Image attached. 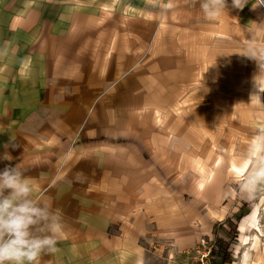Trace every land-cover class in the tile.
Segmentation results:
<instances>
[{
  "label": "crops",
  "instance_id": "obj_1",
  "mask_svg": "<svg viewBox=\"0 0 264 264\" xmlns=\"http://www.w3.org/2000/svg\"><path fill=\"white\" fill-rule=\"evenodd\" d=\"M257 3L261 4L253 7ZM260 9L264 14L262 0H247L242 8L226 0L225 13L209 21L199 0H93L82 9L55 12L52 20L33 12L32 19L17 22L18 31L32 37V47L38 48L34 52L39 67L49 71L47 79H36L47 85L46 96L30 112L32 123L18 126L16 138L1 151L0 171L19 166L30 178L33 198L60 217L57 251L43 252L38 264H174L168 260L166 244L189 249L229 217L225 198L233 189L226 182L244 164L234 162L228 142L206 147L223 150V162L216 163L214 151L203 158L196 133L203 119L215 129L230 113L214 108L212 102L209 109L171 111L175 93L169 94L166 87L161 96L168 110L161 115L164 121L159 119L162 111H154L153 101L144 94L152 98V80H165L160 83L165 86L171 80H221L223 86L216 90L228 106L233 94L227 86L233 84L227 80L248 79L237 77L230 65L216 68L217 54L229 56L232 51L220 42L234 36L233 25L241 31L251 17L264 20ZM97 21L111 23L96 28ZM154 37L161 38L159 44H150ZM146 46H152V53L156 47L159 56L140 68L136 58L122 62L123 49L137 56ZM81 53L92 60L83 68H100V79L66 80L63 71L57 72L81 66ZM201 63L210 68L202 78ZM126 66L134 71L106 96L112 98L111 108L99 104L95 125L78 138L74 125L88 114L91 102L104 95L107 82L114 81L103 79L104 70H110V76ZM45 100L50 107L40 108ZM262 103L257 104L256 116L264 121ZM54 117H61L60 122ZM186 127L192 131L185 132ZM238 149L237 155L244 146ZM5 153L12 159H3ZM208 158L213 160L210 169L221 165L214 173L208 171V163L202 164Z\"/></svg>",
  "mask_w": 264,
  "mask_h": 264
},
{
  "label": "rangeland",
  "instance_id": "obj_2",
  "mask_svg": "<svg viewBox=\"0 0 264 264\" xmlns=\"http://www.w3.org/2000/svg\"><path fill=\"white\" fill-rule=\"evenodd\" d=\"M92 2L93 0H0V49H3L5 43L8 42V54L0 56V153L13 140L12 137L16 138V132L21 125L32 123V109L39 107V99L46 96L44 89L47 88V85L44 83L43 85L39 84L41 80L36 79L42 77L47 79L49 70L39 67V56L34 52L36 49L32 47L33 38H26L22 31H18L16 27L17 22L29 17L33 12L40 14L42 20H52L55 19V12L61 10L70 11L73 8L82 9ZM262 2L264 3V0ZM261 14H263L262 10ZM250 19H248V24L242 23L241 31L233 25L234 36L223 38L225 41L220 42L229 45L232 51L229 56V52L227 56L224 53H218L215 61L216 68L224 64L230 65L234 71L238 72L236 74L237 77L248 79L227 80V82L233 84L232 86H227L228 92L233 94V101L228 106L219 98L220 94L216 90V87L221 88L220 86H223L220 84L221 80H196L194 83L192 80H171L172 82L168 86L160 84L164 83L165 80H152L154 84L152 98L149 97V94L148 96L144 94L145 97L149 98L150 102L153 101L151 105H153L154 111H162L159 113V119L164 121L167 118L161 115L167 113L168 110L164 111V98L161 96H164L166 87H168L169 94L173 91L175 93L172 98L176 101H172L170 108H168L169 110L172 109L171 111L175 109L176 111L178 109L188 110L192 107L201 108V110L209 109V102H212L214 108L218 110L223 109L230 113L221 123L217 124L215 129L205 125L204 119L202 120L200 131H198L197 127L196 131L199 134L196 133V135L202 146L200 150L203 158H207L206 154H208V151H214V149L206 147L211 148L214 143L228 142L232 146L234 162L237 161L239 163L240 160L238 158L241 153L239 155L237 153L239 152L238 148L240 145L245 147L254 131L259 127H264L262 118L256 116L258 101L254 98L250 101V97L254 94L264 98V92L257 94L260 90L256 86L257 82L259 87L264 88L262 83L264 81V71L260 70L258 62L255 59L247 56L252 51H255L259 55L261 50H264V20L259 16H257L256 21L252 17ZM108 23L110 24L111 21H97L95 27L101 28L104 24L107 25ZM85 27L87 26L84 25L83 28ZM124 39L127 40V38ZM160 40V37H154L150 44H159ZM146 48L144 51H141L143 53H139L140 51L138 50L137 56L134 55L133 51L129 52L128 48L126 50L123 49L121 53L122 62H131L132 59L130 57H133L136 58L137 68H140L147 61H153L151 60L153 57L159 56V53L155 51L156 47L154 48L153 46V53L152 46ZM36 51H38V48ZM113 55V52H110L108 57L112 58ZM85 57L88 58V61L83 62ZM80 58L81 62L79 64L81 66L78 65V68H66L57 70V72L63 71L64 76L62 78L66 77V80L100 79L101 77L98 75V72L102 71L99 70L100 68H83L82 66L88 63L91 65V58L84 53H81ZM73 60H76L74 55ZM201 64L202 67L198 76L202 78L208 75L210 68L207 67L209 62H206L208 65H205V63ZM129 66L110 76L107 75L110 73V70H104L102 73L104 74L103 79L114 81L107 82L105 92H103L104 95L101 98L93 100L88 108V114L82 118L78 125H74L76 131H78V138L85 133L88 126L95 125V117L93 115L96 112V108L98 109L99 104L103 103L106 110L111 108L110 100L112 98L107 99L106 96L109 97L111 94H114V91H116L123 81L129 80L130 75L134 71V67L129 68ZM143 82L150 83V80H143ZM229 89L231 90L229 91ZM246 92H248L247 95L245 94ZM176 97L177 99L182 98L181 102ZM159 98L162 101H158L157 99ZM49 103L50 101L48 100L42 101L40 108L50 107ZM254 103H256L255 106ZM55 105H58V102ZM226 106L227 109H225ZM161 107L162 110H158ZM138 111L141 112L142 110ZM29 113L30 115H28ZM60 119L61 117H54L56 123H59ZM184 131L190 132L192 130L191 127H186ZM214 152L216 154L212 158L215 157L216 163L223 162L221 159L223 150L216 149ZM212 158L206 159L202 164L208 163V171L212 170V173H214L215 166L217 169L221 165L218 163V165L216 164L210 169V165L213 163ZM202 167L204 166L202 165ZM235 177L236 175H233V178H230L226 182L233 189L232 195L225 198V202L231 207L229 217L218 223L214 227L212 234L202 235L199 239L210 238L214 239L215 243L221 242L219 243L221 249L219 248L216 251L214 264H222L223 255L226 258L224 264H241V262H244V259L245 264H264V195L258 194L254 200L245 198L239 192ZM197 242L191 248L181 251L175 249L172 244H166V250L170 251L168 260L174 264H185L187 259L191 257L192 250Z\"/></svg>",
  "mask_w": 264,
  "mask_h": 264
},
{
  "label": "clouds",
  "instance_id": "obj_3",
  "mask_svg": "<svg viewBox=\"0 0 264 264\" xmlns=\"http://www.w3.org/2000/svg\"><path fill=\"white\" fill-rule=\"evenodd\" d=\"M246 2L232 0V6L242 8ZM199 5L205 19L213 21L225 13L226 0H199ZM7 54L8 42L0 49V56ZM247 56L255 59L264 71V50L259 55L252 51ZM256 86L264 92L257 82ZM253 98L262 103L259 95H252L250 101ZM3 159L12 157L5 153ZM239 159L244 164L235 177L239 192L249 200L264 195V127L250 136ZM33 192L30 178L19 166H6L0 171V264H38L43 252L57 251V234L62 229L60 217L33 198Z\"/></svg>",
  "mask_w": 264,
  "mask_h": 264
},
{
  "label": "built area",
  "instance_id": "obj_4",
  "mask_svg": "<svg viewBox=\"0 0 264 264\" xmlns=\"http://www.w3.org/2000/svg\"><path fill=\"white\" fill-rule=\"evenodd\" d=\"M214 239L201 238L192 250L191 257L185 264H214L215 260Z\"/></svg>",
  "mask_w": 264,
  "mask_h": 264
},
{
  "label": "trees",
  "instance_id": "obj_5",
  "mask_svg": "<svg viewBox=\"0 0 264 264\" xmlns=\"http://www.w3.org/2000/svg\"><path fill=\"white\" fill-rule=\"evenodd\" d=\"M216 243H218V245H216ZM215 243V253H214V256H216V251H217V249H221V247H220V244L219 243H221L220 241H218V242H216ZM224 253V252H223ZM225 261H226V258L224 257V255H223V262H222V264H224L225 263Z\"/></svg>",
  "mask_w": 264,
  "mask_h": 264
},
{
  "label": "bare ground",
  "instance_id": "obj_6",
  "mask_svg": "<svg viewBox=\"0 0 264 264\" xmlns=\"http://www.w3.org/2000/svg\"><path fill=\"white\" fill-rule=\"evenodd\" d=\"M246 258V257H245ZM241 264H245V259H244V262H241Z\"/></svg>",
  "mask_w": 264,
  "mask_h": 264
}]
</instances>
